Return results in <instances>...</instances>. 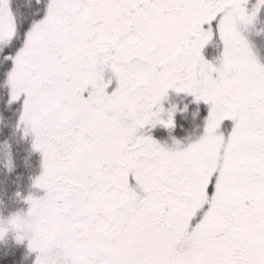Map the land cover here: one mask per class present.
<instances>
[{"label": "snow or ice", "instance_id": "obj_1", "mask_svg": "<svg viewBox=\"0 0 264 264\" xmlns=\"http://www.w3.org/2000/svg\"><path fill=\"white\" fill-rule=\"evenodd\" d=\"M249 3L0 0V84L43 189L0 264L17 245L32 264H264V65L240 31L264 0ZM169 90L207 105L170 145L146 133L187 113Z\"/></svg>", "mask_w": 264, "mask_h": 264}, {"label": "trees", "instance_id": "obj_2", "mask_svg": "<svg viewBox=\"0 0 264 264\" xmlns=\"http://www.w3.org/2000/svg\"><path fill=\"white\" fill-rule=\"evenodd\" d=\"M0 84V144L9 145L12 166L0 151V217L10 216L24 207L23 197L32 189V181L41 169V158L22 129L15 127L20 103L7 104V93ZM19 193V195H17ZM13 241H0V249ZM33 255L25 245H17V264H32Z\"/></svg>", "mask_w": 264, "mask_h": 264}, {"label": "flooded vegetation", "instance_id": "obj_3", "mask_svg": "<svg viewBox=\"0 0 264 264\" xmlns=\"http://www.w3.org/2000/svg\"><path fill=\"white\" fill-rule=\"evenodd\" d=\"M255 0H250L249 6L254 4ZM242 36L247 41L252 55L256 61L264 65V7H261L256 19L251 25L241 27ZM222 50V45L218 41H213L206 45L202 50L203 55L208 59L218 57ZM165 106L169 104H179L181 106L187 104V113L183 116L177 117V126L174 130H166L160 126L151 127L146 129L147 134H151L156 139L171 144V138L186 139L187 137H195L202 131L203 117L207 114V105L202 101L199 104L193 102L192 97L185 95L184 93H176L169 90L168 98L164 102ZM198 111L199 115H193ZM182 125V127H181ZM41 164L42 156L41 153ZM41 195H43V189H41Z\"/></svg>", "mask_w": 264, "mask_h": 264}, {"label": "rangeland", "instance_id": "obj_4", "mask_svg": "<svg viewBox=\"0 0 264 264\" xmlns=\"http://www.w3.org/2000/svg\"><path fill=\"white\" fill-rule=\"evenodd\" d=\"M29 136V138H30V140H31V143H32V137H31V135H28ZM39 152V151H38ZM40 153V152H39ZM41 171H42V165H41V169H40V172H39V174L41 173ZM38 174V175H39ZM37 175V176H38ZM29 193H32L33 195H36V196H39V195H41V189L40 188H38V187H35L34 185H33V181H32V189L30 190V192ZM28 193V194H29ZM27 194V195H28ZM23 204H24V207L22 208V209H20V211H18V212H16V213H14V214H17V213H22V212H24V211H26V209H27V203L25 202V200L23 199ZM12 215H10V216H5V217H0V232H4V233H6L5 235H4V238L3 239H0V241H2V242H6V241H8V240H10V241H13V239H14V233H13V231L11 230V225L9 224V219H10V217H11ZM32 255H33V257H34V253H32Z\"/></svg>", "mask_w": 264, "mask_h": 264}]
</instances>
